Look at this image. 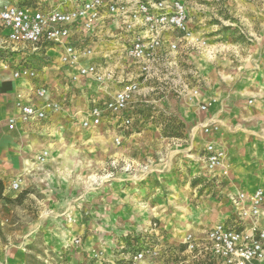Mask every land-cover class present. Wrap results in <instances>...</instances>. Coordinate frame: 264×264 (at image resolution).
I'll use <instances>...</instances> for the list:
<instances>
[{"label": "crops", "instance_id": "obj_1", "mask_svg": "<svg viewBox=\"0 0 264 264\" xmlns=\"http://www.w3.org/2000/svg\"><path fill=\"white\" fill-rule=\"evenodd\" d=\"M23 1L4 0L19 6ZM76 3L77 0H55L54 5L68 11ZM187 11L193 34L189 6ZM259 19L260 31L251 30L253 37L248 40L253 45L243 56V63L230 67L231 73L239 70L248 76L242 82L225 84L211 80L208 75L210 61L218 51L193 52V45L185 43L179 45L175 54L160 57L155 78L142 79L138 67L124 53L126 36L105 15L93 34L75 26L68 39L75 48L92 51V56L79 59L76 66L95 64L112 73L114 80L105 84L78 77V67L61 62V47L41 44L34 49L22 44L11 45L0 27V48L12 54L16 62L7 66L0 61V180L4 185L0 199V264H25L27 256L23 248L34 245L39 234L42 254L36 258L41 264H117L122 257L113 255L116 242L147 229L151 221L156 220L160 225L162 237L170 247L179 245L188 233H202L223 221L230 224L233 215L229 196L241 192L250 194L257 187H264V109L257 108L264 106V14ZM251 20L255 21V17ZM27 59L40 61L44 68L34 78H14L17 63ZM178 65H186L187 73L183 69L179 71ZM177 71L188 75L174 89L177 97L172 95L170 102L173 114L189 126L186 145L180 149L175 144L174 150L167 141L155 139L151 144L157 154L155 162L132 159L131 150L140 153L151 146L147 140L142 142L143 139L152 141L151 135L153 139L158 136L146 127L133 132V126H122L123 119L130 118L132 123L140 121L143 111L139 110L145 109V104L169 106L162 102L163 97L157 96L158 90H166L160 89L161 82ZM132 80H139L140 88L125 113L116 118L105 116L96 127L81 126L93 107L102 108L121 83ZM41 87L47 90L44 98L35 96V90ZM195 90H199L197 95H193ZM19 96L35 107L50 102L61 108L58 113L49 112L43 121L24 124L16 107ZM252 98L254 104L248 108L246 101ZM11 118L16 123L14 130L9 131ZM60 124L66 127V136L77 140L79 145H55L50 138L42 137H48L51 130V135L56 134L53 129ZM131 131L135 142L132 149L124 146L126 135ZM115 139L123 144L122 148L117 149L120 144L116 145ZM107 141L113 147H105L109 152L106 156L111 159L103 167V176L90 175L84 179L70 176L71 170L90 169L92 154L100 153L99 143ZM211 143L226 155L224 165L217 168V172H225L222 179L226 185L217 195L218 202L209 203L208 196L205 201L200 200V208L196 209L201 212H198L188 206L186 194L191 200L202 195L191 188L183 191L186 185L182 186L178 177L184 175L181 172L184 169L190 172L188 178L199 173L198 164L183 158L195 157L199 162L202 155L200 162H205V149ZM43 152H48L49 157L40 161ZM14 181H19L17 191L11 189ZM29 187H34L41 198L27 194L16 202L17 196ZM165 201L171 204L175 201L176 210H156ZM32 203L37 204V213L29 212L28 204ZM179 205L181 211L177 210ZM194 213L197 219L191 220ZM260 224L264 225V216ZM75 239L80 241L79 246L73 244Z\"/></svg>", "mask_w": 264, "mask_h": 264}, {"label": "built area", "instance_id": "obj_2", "mask_svg": "<svg viewBox=\"0 0 264 264\" xmlns=\"http://www.w3.org/2000/svg\"><path fill=\"white\" fill-rule=\"evenodd\" d=\"M54 4L55 0H36L29 7L0 0V27L5 31L7 43L34 49L41 44L57 45L63 49L61 62L78 67L79 59L92 56V51L77 49L68 43L71 28L78 26L91 35L105 15L117 25L119 33L126 36L124 53L138 67L140 77L146 80L155 78L156 64L161 56L166 58L175 54L182 43L193 45L187 6L182 0H77L68 11ZM23 76L34 78L35 74L29 75L24 69L14 72L16 79ZM77 76L99 84L114 80L111 72L95 64L78 67ZM72 79L76 80V77ZM139 88V80L121 83L120 89L102 108L90 110L89 118L82 121L81 126L84 129L96 127L105 116L116 118L125 113ZM46 94L45 88L35 90L36 97L44 98ZM197 94V90L193 91V95ZM16 107L20 111L19 120L24 124L43 121L49 112L58 110L54 103L35 107L20 96ZM15 123V119L8 120L9 131L14 130ZM122 126L131 127L132 120L123 119ZM114 142L120 144L119 139ZM205 151L207 168L224 165L225 154L214 144H208ZM45 155L43 153L40 160ZM11 189L17 191L19 182H13ZM228 201L233 215L230 224L223 221L202 233H188L176 247L165 243L160 225L151 221L150 227L137 232L147 234L148 238L143 237L132 253L119 254L122 257L119 264H264V225L260 224V218L264 216V191L256 189L250 194H231ZM150 238L152 240L147 242ZM73 244L79 246L80 241L75 239ZM117 244L114 249L119 251Z\"/></svg>", "mask_w": 264, "mask_h": 264}, {"label": "rangeland", "instance_id": "obj_3", "mask_svg": "<svg viewBox=\"0 0 264 264\" xmlns=\"http://www.w3.org/2000/svg\"><path fill=\"white\" fill-rule=\"evenodd\" d=\"M186 6H189L191 9V15L193 17V52H202L203 50H210L214 49L218 51L216 54V58L210 61L209 68H208V75L210 76L211 80L221 81L223 84L233 82L239 83L242 82L243 78L248 76V74H241L239 70H234L231 73V66L235 64H242L243 63V56L248 53L250 49L249 46L253 45V42H250L248 39H252L253 33L251 30L258 29L260 31V23L262 21L259 19L262 14H264V0H182ZM255 17V21L251 20V18ZM3 50V49H0ZM1 54L0 61L7 66H13L16 62L14 59L11 58L12 54L6 52ZM17 67L15 68L16 71L19 70H27L29 75L32 73L35 74L36 72L42 71L43 63L40 61H33L27 59L25 62L17 63ZM179 71L184 70L187 73V66L186 65H178ZM194 67V66H193ZM172 73L170 76L168 75L165 81H162V90H158V97L161 96L164 99L162 102L169 106H159V105H150L145 104V109L139 110L140 113L143 111V115L140 121L135 120L132 123V130L133 132H138L140 129H144L146 127L147 130L156 131L155 135L157 138L153 139H143L148 141V145H153L155 139L156 140H164L170 144L171 148L175 150V144H179L181 148H183L187 143V132L189 130V126L180 118L172 112V105L171 99L172 95L177 97V94L174 92V89L180 85L181 81L187 79L188 74L185 73ZM229 71L230 73H226ZM207 74V73H206ZM22 78H26L23 76ZM195 84V83H194ZM199 84V83H198ZM170 88V89H169ZM169 90V91H168ZM199 92V90H198ZM156 97V98H158ZM152 98V97H151ZM154 98V96H153ZM152 100V99H151ZM247 102V106H253V98ZM56 104V103H54ZM58 106V110L56 113L59 112L60 106ZM260 106V105H259ZM258 109H264V106L257 107ZM146 117V119H144ZM47 119V118H46ZM176 129V130H175ZM52 131V130H51ZM51 131L47 136H42L44 138H50L51 143L55 145L61 146H68V145H79L77 140H70L68 135L66 136V127L62 124L58 125L56 129H53L56 134L51 135ZM181 131V132H180ZM59 132H61L59 134ZM53 133V132H52ZM177 133H182L180 138H176L175 136ZM65 134V135H64ZM132 131L126 135L127 139L124 146H130V149L135 146L134 137H132ZM83 146L86 145L85 143L82 144ZM146 146L145 151H141L140 153H136V151L131 150L129 156L132 159H140L150 160L149 162H155L157 160V154H155V147L154 146ZM110 148L112 146V142L107 141L104 143H99V151L100 153L92 154V167L90 169L81 168L78 170H71L70 176L80 177V178H87L88 176H103L104 170L103 167L110 162L111 157L106 156L108 153L105 150V147ZM123 144L121 143L117 149L122 148ZM144 147V146H142ZM169 148V149H171ZM46 155L43 158L47 159L49 157L48 152H43ZM175 153V152H174ZM225 154V153H224ZM179 155V154H176ZM199 155V154H198ZM200 160L194 158H183L184 161H191V163L198 164V174L188 178L190 172L189 170H182L181 172L184 173L183 176H179V182L182 186L186 185V190L193 189L198 195H202V198L197 197L196 199H189V194L187 193V201L188 206L195 211L201 212V210H197L196 208H200V200L205 201L206 197L208 196L209 203L212 201H217V195H220L219 192L225 187L226 182L223 181L222 177H225V172H217V168L209 169L207 168L206 161L201 163L202 155H199ZM178 160H180V155L177 156ZM226 159V155H225ZM166 160V159H165ZM264 161V157H262ZM41 161V160H40ZM95 163H94V162ZM225 162V161H224ZM181 173V174H182ZM180 174V173H179ZM180 174V175H181ZM71 176V177H72ZM182 179L184 181H182ZM20 181V180H19ZM14 181V182H19ZM264 191L263 186L257 187ZM190 189V190H191ZM28 192V195H33L36 198H41L42 195L38 193V191L34 187H29L25 189ZM16 193V192H12ZM182 193V192H181ZM176 197V196H175ZM179 198V197H178ZM184 199V196L180 199ZM23 201V199H22ZM181 201V200H180ZM185 203V202H184ZM208 203V206H209ZM23 205L21 202L20 205ZM155 204V203H154ZM157 204V203H156ZM161 209L156 207V210H176L175 201L171 204L169 201H165L162 203ZM182 204V202H181ZM199 204V205H198ZM205 204V202H204ZM37 204L33 205L28 204L29 212L33 211L37 213L38 207ZM156 206V205H154ZM178 211H181L180 205L178 206ZM159 212V211H158ZM184 215L185 212L183 211ZM165 214V213H164ZM163 214V215H164ZM197 219V216L193 215L191 220ZM156 221V220H155ZM164 232V231H163ZM164 234V233H163ZM166 238V237H165ZM34 245H27L23 248V251L26 252V262L25 264H41V260L37 259V255H41V235L39 234L36 241L33 243ZM30 252V253H29ZM113 255L115 258L119 256L118 251L113 249ZM43 263V262H42ZM120 263L118 260L117 264Z\"/></svg>", "mask_w": 264, "mask_h": 264}, {"label": "trees", "instance_id": "obj_4", "mask_svg": "<svg viewBox=\"0 0 264 264\" xmlns=\"http://www.w3.org/2000/svg\"><path fill=\"white\" fill-rule=\"evenodd\" d=\"M34 1L33 0H25L21 3V6H33ZM5 53L3 50H0V56L1 54ZM176 130V129H175ZM181 132V131H180ZM182 136V133H177V135L175 136L176 138H180ZM4 191V185L2 183V181L0 180V199L3 198L2 194ZM28 192L27 191H23L21 192L17 198L15 199V201L17 202L18 200H20L21 198H23L25 195H27ZM155 222V221H154ZM148 238L147 234H142V233H132L131 235L125 236V237H121L118 240V244H117V249L118 254H127V253H132L134 251V249L137 247V245L139 244V241L142 238ZM152 239L150 238L147 242H150Z\"/></svg>", "mask_w": 264, "mask_h": 264}]
</instances>
